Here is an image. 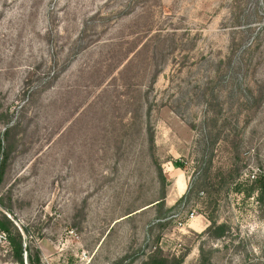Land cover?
<instances>
[{"label": "rangeland", "instance_id": "374dc122", "mask_svg": "<svg viewBox=\"0 0 264 264\" xmlns=\"http://www.w3.org/2000/svg\"><path fill=\"white\" fill-rule=\"evenodd\" d=\"M148 121L166 207L206 183L160 220ZM9 148L0 204L42 264H264L246 196L264 175V0H0ZM0 264H18L4 232Z\"/></svg>", "mask_w": 264, "mask_h": 264}, {"label": "trees", "instance_id": "16d2710c", "mask_svg": "<svg viewBox=\"0 0 264 264\" xmlns=\"http://www.w3.org/2000/svg\"><path fill=\"white\" fill-rule=\"evenodd\" d=\"M59 76L58 72L55 71L53 79H56ZM150 114V108L148 109ZM11 121L8 120V122ZM16 124L13 126H8L5 131V135L8 137L10 132L16 128ZM146 133L149 143V149L152 153L154 163L157 167V175L160 182V199L157 200L156 205L159 207V214L157 216L158 220L163 219L164 217L171 216L172 212L179 210L180 207L184 204L186 199L190 200V193L194 190H197V195L199 196L200 192L206 189L205 180H200L195 183L193 188L188 189L187 192L175 203L174 206L167 208L166 207V198L169 182L167 175L164 172L161 162L155 156V129L154 126L148 121L146 126ZM10 159V148L5 152L2 159H0V185L4 180L5 174L8 168V162ZM208 171V169H207ZM254 193L257 194V201L261 211L264 210V175H259L255 177L252 181V184L249 190H246V196L251 197ZM171 218V217H170ZM211 224L206 229V232L213 235L214 237H223L225 236L228 228L225 224H218L217 220L214 217H209ZM161 225V224H160ZM167 224L163 225L165 227ZM0 232H4L7 235L9 243L11 245V250L13 252V258L18 264H26L25 256L27 258L28 264H42L41 259V249L37 246L28 247L24 241V232L25 230L22 227H19L14 219L11 217L9 211H6L2 208L0 204ZM186 258V254H181L172 257L162 256L160 254H152L148 256L142 264H183ZM204 262L201 264H206L207 258L203 259Z\"/></svg>", "mask_w": 264, "mask_h": 264}, {"label": "built area", "instance_id": "2783aa9c", "mask_svg": "<svg viewBox=\"0 0 264 264\" xmlns=\"http://www.w3.org/2000/svg\"><path fill=\"white\" fill-rule=\"evenodd\" d=\"M194 217H195V216H194V213H193V214H191V216L189 217V219H193ZM179 225L182 226L183 223H180Z\"/></svg>", "mask_w": 264, "mask_h": 264}, {"label": "crops", "instance_id": "0c3cea01", "mask_svg": "<svg viewBox=\"0 0 264 264\" xmlns=\"http://www.w3.org/2000/svg\"><path fill=\"white\" fill-rule=\"evenodd\" d=\"M183 194L179 195L178 197H176V199H180V197L182 196ZM177 196V195H176ZM175 198V197H174ZM174 202V201H173Z\"/></svg>", "mask_w": 264, "mask_h": 264}]
</instances>
